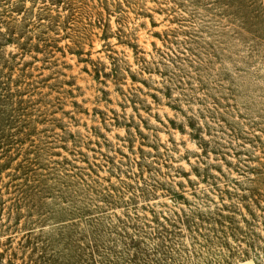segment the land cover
Segmentation results:
<instances>
[{
    "label": "rangeland",
    "instance_id": "374dc122",
    "mask_svg": "<svg viewBox=\"0 0 264 264\" xmlns=\"http://www.w3.org/2000/svg\"><path fill=\"white\" fill-rule=\"evenodd\" d=\"M263 45L264 0H0L3 263L264 264Z\"/></svg>",
    "mask_w": 264,
    "mask_h": 264
},
{
    "label": "trees",
    "instance_id": "16d2710c",
    "mask_svg": "<svg viewBox=\"0 0 264 264\" xmlns=\"http://www.w3.org/2000/svg\"><path fill=\"white\" fill-rule=\"evenodd\" d=\"M262 45V44H261ZM264 46V45H263ZM134 48V47H133ZM262 51H264V47L261 48ZM17 130V129H16ZM21 134V133H20ZM13 138H10V139H5L2 135V132L0 131V157L2 156V150L6 148H10V147H14V145L16 144H19L21 141H17L15 138V135H11ZM15 141V142H14ZM22 144V142H21ZM1 158H0V174L2 172V166H1ZM203 184H206L205 181H202ZM43 186V185H42ZM42 187L38 186V187H33V188H29L27 191L28 193H30L31 195L30 196H35L37 193H39L40 189ZM170 195L171 196H174L170 191H169ZM38 195V194H37ZM109 198V200H108ZM110 199L112 201H110ZM115 201H116V198L112 195H108L107 198H103V202L104 203H107L110 207L114 206L115 205ZM118 202H121V203H129L125 200H121V198H119V200H117ZM206 201L209 202V200L207 199ZM127 217V216H126ZM127 218H131L130 216H128ZM138 218V216L136 217ZM180 218V217H179ZM195 220H192V221H183L182 219L178 220L177 222L175 223H172L170 221H168V219H164L165 222H167V224H170L171 227H174L176 229V227H180V226H184V227H191V229L189 230V232L191 233L192 232V227H201L200 224H198L196 221H199V222H203V224H209L211 225V223L208 221V219H205L203 217H201L200 215H196L194 216ZM148 221V219H147ZM155 224H158V225H161L160 223V220H156L154 221ZM147 226V225H146ZM179 229H182V228H179ZM193 233H198L197 230L193 231ZM1 244V243H0ZM0 249H1V245H0ZM209 254V252H208ZM211 259L210 258H207L206 259V264H227V260L225 258H222V259H218L219 257L216 256V255H213L211 254ZM221 256V255H220ZM5 257H4V254L0 252V264H4L3 262L5 261ZM8 264H15L12 259L8 260Z\"/></svg>",
    "mask_w": 264,
    "mask_h": 264
}]
</instances>
